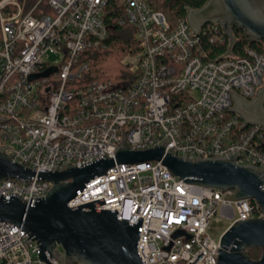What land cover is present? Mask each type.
I'll return each instance as SVG.
<instances>
[{"label": "built area", "instance_id": "1", "mask_svg": "<svg viewBox=\"0 0 264 264\" xmlns=\"http://www.w3.org/2000/svg\"><path fill=\"white\" fill-rule=\"evenodd\" d=\"M109 1L0 0V147L36 172L0 180V196L34 203L53 185L39 172L115 159L124 140L140 151L168 139L165 151L177 156L238 153L239 164L264 166V127L242 128L230 111L233 91L251 100L264 86V52L246 47L241 56L209 58L202 35L220 40L221 25L197 34L186 18L172 25L150 0H115L118 24L133 25L140 44L129 62L136 77L128 87L88 81L82 55L109 37ZM84 204L141 224L144 264H216L227 228L264 218L256 199L186 182L157 159L115 160L69 201ZM215 217L230 221L219 239L209 231ZM39 251L22 226L0 221V264H64L44 262Z\"/></svg>", "mask_w": 264, "mask_h": 264}, {"label": "water", "instance_id": "2", "mask_svg": "<svg viewBox=\"0 0 264 264\" xmlns=\"http://www.w3.org/2000/svg\"><path fill=\"white\" fill-rule=\"evenodd\" d=\"M186 19L199 34L208 23L219 24L229 38L228 53L236 42L233 26L243 29L251 42L264 40V0H208L200 8H189ZM234 105L230 111L247 125L264 127V86L256 96L247 100L233 91ZM0 120H2L0 118ZM168 139L146 150H131L124 140L116 150V158H104L83 166H69L65 170L39 172L53 183L45 197L26 203L19 197L6 200L0 196V221L22 226L39 242V257L46 263L56 258L64 264H144L138 243L141 224L118 219L116 210H96L89 204L71 207L69 201L95 176L105 174L115 160L136 163L163 160L171 172L186 182L223 191L233 189L236 198L256 199L264 211V166L239 164L238 153L194 160L166 152ZM36 172L13 162L0 147V180L7 177L28 178ZM216 264H264V218L239 220L225 230L221 237ZM249 248H261L262 255L253 260Z\"/></svg>", "mask_w": 264, "mask_h": 264}, {"label": "trees", "instance_id": "3", "mask_svg": "<svg viewBox=\"0 0 264 264\" xmlns=\"http://www.w3.org/2000/svg\"><path fill=\"white\" fill-rule=\"evenodd\" d=\"M154 9L162 10L172 25L178 24L186 18L189 8H200L208 0H150ZM115 0H110L106 8V17L111 25L110 35L107 40L98 46L88 47L82 59L89 62L90 68L85 74L86 80L98 83L110 84L115 87H128L136 77V71L129 62H124L125 57L135 54L140 50V44L135 37V28L126 23L120 25L117 22L122 14ZM222 30V27H221ZM236 42L232 47L235 55H244L246 47H251L259 52H264V40L251 42L243 29L233 26ZM223 34V31H222ZM204 48L209 58H217L226 54L229 50V38L223 37L216 42H211L208 35H202ZM261 250V253L260 251ZM261 248H249L247 255L258 260L262 255Z\"/></svg>", "mask_w": 264, "mask_h": 264}, {"label": "rangeland", "instance_id": "4", "mask_svg": "<svg viewBox=\"0 0 264 264\" xmlns=\"http://www.w3.org/2000/svg\"><path fill=\"white\" fill-rule=\"evenodd\" d=\"M138 59V56L135 55V56H127L125 57L124 59V62H134L136 63ZM229 219L227 218H222L221 220H218L217 217H215L211 224H210V233L212 234V236L216 239H219L220 236H221V233L228 227V224H229ZM260 253H261V250H259Z\"/></svg>", "mask_w": 264, "mask_h": 264}]
</instances>
